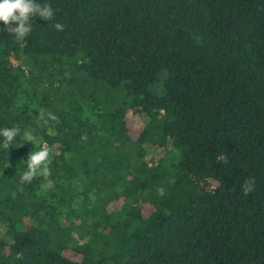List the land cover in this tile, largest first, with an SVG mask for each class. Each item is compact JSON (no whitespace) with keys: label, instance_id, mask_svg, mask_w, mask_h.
Wrapping results in <instances>:
<instances>
[{"label":"trees","instance_id":"obj_1","mask_svg":"<svg viewBox=\"0 0 264 264\" xmlns=\"http://www.w3.org/2000/svg\"><path fill=\"white\" fill-rule=\"evenodd\" d=\"M49 2L0 22V264H264V0Z\"/></svg>","mask_w":264,"mask_h":264},{"label":"clouds","instance_id":"obj_2","mask_svg":"<svg viewBox=\"0 0 264 264\" xmlns=\"http://www.w3.org/2000/svg\"><path fill=\"white\" fill-rule=\"evenodd\" d=\"M56 10L52 7L49 0H0V22H3L4 30L14 35L17 41H23L33 31V21L40 17L45 21L53 20ZM11 22V23H10ZM57 31L63 30V25L56 23ZM20 136V128L17 125L11 127H0V148L9 151L14 144L18 145L17 137ZM25 141L33 143L31 136ZM24 141V142H25ZM50 149L47 146H41L36 151H30L26 157L24 171L20 177L22 182H31L37 175H43L46 178L44 187L52 189L54 187L52 180L47 179L50 175L49 164ZM256 181L249 178L242 186L241 192L244 196L254 191ZM164 190L159 189L163 195Z\"/></svg>","mask_w":264,"mask_h":264},{"label":"rangeland","instance_id":"obj_3","mask_svg":"<svg viewBox=\"0 0 264 264\" xmlns=\"http://www.w3.org/2000/svg\"><path fill=\"white\" fill-rule=\"evenodd\" d=\"M163 76L161 75V76H159L158 77V79H157V81H156V83H155V89L157 90V91H160L162 88H161V83L163 82Z\"/></svg>","mask_w":264,"mask_h":264}]
</instances>
